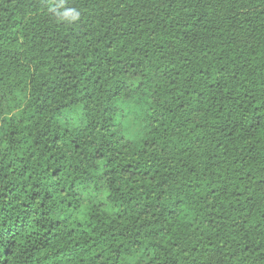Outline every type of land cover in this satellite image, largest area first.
Returning <instances> with one entry per match:
<instances>
[{
	"label": "trees",
	"instance_id": "1",
	"mask_svg": "<svg viewBox=\"0 0 264 264\" xmlns=\"http://www.w3.org/2000/svg\"><path fill=\"white\" fill-rule=\"evenodd\" d=\"M0 264H264V0H0Z\"/></svg>",
	"mask_w": 264,
	"mask_h": 264
},
{
	"label": "rangeland",
	"instance_id": "2",
	"mask_svg": "<svg viewBox=\"0 0 264 264\" xmlns=\"http://www.w3.org/2000/svg\"><path fill=\"white\" fill-rule=\"evenodd\" d=\"M145 105H147V99L142 94H134L126 99L124 103L120 104L119 117L123 122H119L117 128L122 131L126 129L128 124H133L131 131L142 130L139 124H143L145 120ZM61 123L67 127H76L79 125V114H68L63 118ZM83 196H85V200L87 201L97 199L98 202H103L105 200L97 190L91 188L85 190Z\"/></svg>",
	"mask_w": 264,
	"mask_h": 264
}]
</instances>
